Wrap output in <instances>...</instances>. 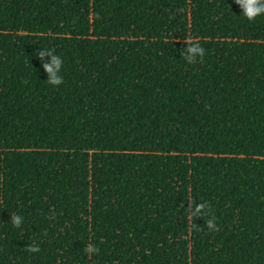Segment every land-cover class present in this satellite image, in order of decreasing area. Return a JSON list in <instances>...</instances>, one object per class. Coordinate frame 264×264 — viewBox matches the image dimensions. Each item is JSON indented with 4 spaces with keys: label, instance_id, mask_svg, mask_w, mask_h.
<instances>
[{
    "label": "trees",
    "instance_id": "1",
    "mask_svg": "<svg viewBox=\"0 0 264 264\" xmlns=\"http://www.w3.org/2000/svg\"><path fill=\"white\" fill-rule=\"evenodd\" d=\"M0 264H264V0H0Z\"/></svg>",
    "mask_w": 264,
    "mask_h": 264
}]
</instances>
